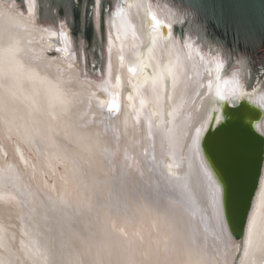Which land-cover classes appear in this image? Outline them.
Listing matches in <instances>:
<instances>
[{"label": "bare ground", "instance_id": "1", "mask_svg": "<svg viewBox=\"0 0 264 264\" xmlns=\"http://www.w3.org/2000/svg\"><path fill=\"white\" fill-rule=\"evenodd\" d=\"M146 1L129 3L123 39L108 35L105 82L92 84L44 56L42 42L55 32L37 24L36 0H25L26 14L0 0V264H264V176L236 258L211 217L196 152L220 58L189 34L167 45L153 35L143 47ZM151 7L172 22L169 7ZM16 55L35 69L24 71ZM139 62L134 84L128 69ZM217 84L219 95L236 94L239 72ZM109 99L120 107L115 117ZM184 225L218 253L196 248Z\"/></svg>", "mask_w": 264, "mask_h": 264}, {"label": "water", "instance_id": "2", "mask_svg": "<svg viewBox=\"0 0 264 264\" xmlns=\"http://www.w3.org/2000/svg\"><path fill=\"white\" fill-rule=\"evenodd\" d=\"M1 1L27 13L25 0ZM135 2L36 0L37 24L55 32L42 42L44 56L73 67L82 80L104 83L108 35L117 41L128 34L126 14L129 3ZM144 4L139 12L144 39L158 35L167 45L172 38L184 43L189 34L203 52L220 58L221 69L211 72L212 84L205 92L213 105L208 107L196 152L210 183L211 217L226 243L228 238L238 248V258L264 176V0H147ZM151 5L160 10L169 7L172 22L158 19ZM120 61L130 63L124 57ZM141 66L139 62L128 69L134 84ZM232 70L239 72L240 91L221 96L217 83ZM113 103L109 99L106 109L115 117L120 107L112 109Z\"/></svg>", "mask_w": 264, "mask_h": 264}, {"label": "rangeland", "instance_id": "3", "mask_svg": "<svg viewBox=\"0 0 264 264\" xmlns=\"http://www.w3.org/2000/svg\"><path fill=\"white\" fill-rule=\"evenodd\" d=\"M22 49H23V47H21ZM22 52H24V53H26L25 52V50L23 49V50H21ZM50 60H54V61H60L59 59H57V58H49ZM13 61H14V63L15 64H20L21 65V67H22V69L24 70V71H27L28 70V68H33V69H35L34 67H33V65H30L29 63H27V61H26V59L24 58V57H22L21 55H16V56H14V59H13ZM22 63V64H21ZM60 63L62 64V65H65V63H63L62 61H60ZM18 66V65H17ZM32 66V67H31ZM71 68H73V67H71ZM74 69V68H73ZM38 72H37V75L39 76V77H42L43 76V74H46V73H44V72H41V71H39V70H37ZM92 84H94V83H92ZM94 87H96V86H94ZM97 88V87H96ZM126 90H128V88L126 89ZM95 95H97V96H102V93L100 92V90L99 89H95ZM213 105V103H212V101L210 100V99H208V98H205L204 99V106H206L207 108L208 107H210V106H212ZM3 123H5V124H7V125H11V124H9V123H6L5 121H3ZM12 127H13V125H11ZM73 130H76V132H79L81 129L80 128H77V127H75L74 125H71L70 126ZM12 138V137H11ZM29 152V151H28ZM43 165H46V166H48L49 168H51L52 170V172L53 173H56V174H58V173H63V170L60 168V166L58 165V164H56V163H53L50 159H46V162H43L42 163ZM114 178V177H113ZM132 198L135 200V202L139 205L140 204V200H138V198H137V194H133L132 195ZM152 198H154L153 196H151V195H149V196H147V199H148V201L149 200H151L152 201ZM141 200H144L145 202L147 201L145 198H142ZM156 202L158 203V204H160L161 206V209H163L164 207H162V204L161 203H159L157 200H156ZM184 227L187 229V230H189V232H190V234L192 235V237H193V240L195 239V238H198V240H200V241H198V240H194V241H198V242H195V247L197 248V246L199 245V242H201V244L202 245H206V247H210L211 248V250H213V251H215L216 253H218L216 250H215V248H214V246H213V244H212V242H209L208 240H206L204 237H202V236H200L198 233H195L194 231H192L190 228H189V226L188 225H184ZM188 227V228H187ZM209 243V244H208ZM190 252V251H189ZM219 255H221L220 253H219ZM197 256H199L198 254H197ZM180 264V263H179Z\"/></svg>", "mask_w": 264, "mask_h": 264}, {"label": "snow or ice", "instance_id": "4", "mask_svg": "<svg viewBox=\"0 0 264 264\" xmlns=\"http://www.w3.org/2000/svg\"><path fill=\"white\" fill-rule=\"evenodd\" d=\"M154 19H155V18H153V20H154ZM111 107H112V109H117V108H118V105H116L115 103H113Z\"/></svg>", "mask_w": 264, "mask_h": 264}]
</instances>
